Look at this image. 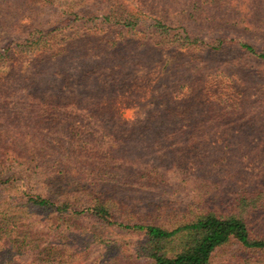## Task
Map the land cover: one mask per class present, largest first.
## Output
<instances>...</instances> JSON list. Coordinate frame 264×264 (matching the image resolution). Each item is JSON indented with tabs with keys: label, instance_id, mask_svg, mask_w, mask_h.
Returning a JSON list of instances; mask_svg holds the SVG:
<instances>
[{
	"label": "trees",
	"instance_id": "16d2710c",
	"mask_svg": "<svg viewBox=\"0 0 264 264\" xmlns=\"http://www.w3.org/2000/svg\"><path fill=\"white\" fill-rule=\"evenodd\" d=\"M159 1L187 6L178 26L149 0H0V264H210L231 243L264 262V0ZM163 188L186 198H126Z\"/></svg>",
	"mask_w": 264,
	"mask_h": 264
},
{
	"label": "rangeland",
	"instance_id": "374dc122",
	"mask_svg": "<svg viewBox=\"0 0 264 264\" xmlns=\"http://www.w3.org/2000/svg\"><path fill=\"white\" fill-rule=\"evenodd\" d=\"M42 0H38V2H41ZM125 5H127L128 7H130V9H139L140 8V4H138L137 2L139 0H121ZM151 2H148V9L145 10V12L147 13V15L151 16V17H157L160 18L161 20H164L165 23H167L168 25H171L172 27L178 26L176 23L181 22L183 20V18L185 17V12L188 11L187 6L186 5H182L180 3H175L171 6V4H164V2L162 3L159 0H149ZM153 2V3H152ZM9 20H13V17L10 16ZM199 22L198 25H204V23L200 22L199 20H197ZM96 24H99V21L96 20L95 21ZM193 25H195V23H193ZM216 26L215 25L214 29L208 30L205 33L208 35L203 36V38L205 40H207V42H212L215 38V34H216ZM253 34V33H252ZM0 35H4V32H0ZM236 38V37H235ZM258 37L253 34V35H247L246 33H241L240 35H238V41H250L253 42V39L255 41H258L259 39H257ZM259 42V41H258ZM257 45L261 46L264 48V42L263 43H257ZM256 45V46H257ZM258 46V47H259ZM234 48V47H233ZM231 53L234 54V49H232V51L229 53H226L224 56L225 58H232V55H230ZM162 56L164 57L165 60L168 61V63H172L173 61H170L171 58L169 53L166 51H163ZM202 61L206 62L205 60H207L206 56H201ZM252 66H256L255 68L260 69V65L255 64L254 62L251 64ZM24 67V66H23ZM25 68V67H24ZM22 68V69H24ZM9 71L8 67H0V76L6 75L7 72ZM146 70H141L138 73V78H143L144 76H146L145 74ZM149 71V73H148ZM147 71V75L149 74V78L152 71L148 70ZM155 80V78H154ZM154 80L151 81L152 83H154ZM156 82V81H155ZM159 87H154L153 91L158 90ZM150 109V105L149 104H143V105H136V106H130L128 108H124L122 110V115L125 119L130 120V121H135V120H140L145 118L146 116V112ZM173 189H176L175 187ZM166 190H170L169 188H166ZM168 194H172V192H167L165 193V188L163 189H151L149 191H142V192H132L128 195H126V198H128L129 200H133L136 201L138 203L141 202H147L149 200H154L156 198L161 199L162 197L167 196ZM186 198V194L184 192L181 193H175L172 194L170 199L175 201L173 202L172 206H176V204L178 202H183ZM100 231V230H99ZM103 233L107 234L108 237L112 238L115 241L120 242L122 245L120 246L121 250L124 252H129V254L134 255V250H135V244L141 239V234L135 233V232H130V231H125V230H120L117 228H105V230H102ZM103 247L101 245H95L94 247H92V249L89 251V253L87 254V256H85L86 258H83V260L85 262L91 263L92 260L94 258H97L101 252H103ZM245 255L243 252H241V250H239V248H237L236 244H229L226 247H224L223 249L218 250L216 253H214L211 263L210 264H246L245 262H243L240 258V256ZM247 255V254H246ZM19 263L21 264H44L43 262L40 261V258H38L37 256L31 257L29 255H25L22 257L18 258ZM141 261L134 259L132 264H139ZM75 264H83L82 262V257H79V259L75 262ZM249 264H264V262L259 263V262H251Z\"/></svg>",
	"mask_w": 264,
	"mask_h": 264
}]
</instances>
